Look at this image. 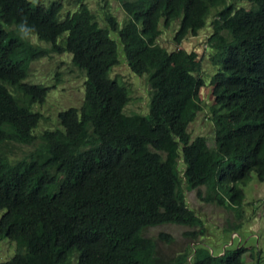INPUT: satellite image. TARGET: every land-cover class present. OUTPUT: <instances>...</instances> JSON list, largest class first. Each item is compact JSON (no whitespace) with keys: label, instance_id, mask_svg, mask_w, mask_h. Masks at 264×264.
I'll list each match as a JSON object with an SVG mask.
<instances>
[{"label":"trees","instance_id":"obj_1","mask_svg":"<svg viewBox=\"0 0 264 264\" xmlns=\"http://www.w3.org/2000/svg\"><path fill=\"white\" fill-rule=\"evenodd\" d=\"M119 1L128 23H119L107 8L102 13L110 29L96 25L93 30L98 22L82 0L65 14L60 0H0V240L21 247L13 261L0 264H246L244 248L226 249L219 256L200 241L191 246L190 259L185 251L166 261L144 231L168 223L200 228L199 216L186 206L184 188L209 187L208 199L239 205L251 174L264 180V0H242L251 5L248 10L233 5L234 0ZM21 19L32 26V36L50 46L21 40L16 32ZM175 20L176 43L210 26L206 42L216 67L206 80L197 75L196 52L177 48L171 53L156 42L160 22L167 28ZM63 31L66 38L61 39ZM114 32L131 73L146 77V114L124 110L130 89L111 74L120 56ZM83 40L98 44L84 46ZM53 48L70 53L71 63L84 72L83 99L79 107L53 116L49 129L36 132L38 117L45 113L35 110V103L48 92L41 82L22 81L31 64ZM206 84L213 89L208 117L214 124V146L204 135L192 138L188 132L201 110L198 92ZM10 141L29 146L38 141L40 147L14 160ZM226 150L229 160L218 155ZM220 159L230 164L210 176L220 169ZM28 177L36 188L23 187ZM56 204L58 209L47 216L45 210ZM191 232L190 238L196 231Z\"/></svg>","mask_w":264,"mask_h":264},{"label":"rangeland","instance_id":"obj_2","mask_svg":"<svg viewBox=\"0 0 264 264\" xmlns=\"http://www.w3.org/2000/svg\"><path fill=\"white\" fill-rule=\"evenodd\" d=\"M31 1L48 2L49 0ZM60 1H62L63 4V14L74 11L78 6V0ZM82 1L88 5L90 11L95 15L96 22L99 21L100 24H102V20H105V15L102 13V10L107 8L108 11L115 16L119 23L127 19V14L123 10L119 0H106L109 4L106 8H103L105 0ZM241 1L242 0L237 1L236 6L246 8L251 7L249 3ZM211 17L212 15L207 17V23H210ZM178 23L179 21L175 20L172 22V29V24L166 29L161 22V36L158 37L159 40L157 39V42L162 46H166L165 48L168 50L183 48L187 51L196 52L199 59L198 61L201 65V70L197 72V75L203 80H206L209 76H211L216 67L211 64L209 59V55L214 53V51L208 47L206 42L207 36L211 33V28L207 24L198 32V35H188L180 44H177L172 34H174L177 29ZM94 28L92 29L94 30ZM113 37L117 38L115 35ZM29 40L40 46V42L37 41L35 36H30ZM108 42L109 41H106V44ZM117 43L119 48L124 47L120 44L119 40ZM45 46L49 47L50 44H45L44 47ZM49 53L54 54L55 52L50 51ZM38 59L40 60L35 61L31 64V67L28 68V77L22 81L23 83L31 85H39V82H41L46 87L48 92L44 99L36 101L35 103V110H38L39 112L42 111V114L45 113L43 117L41 115L38 117L35 129L36 132L43 131L46 128L49 129L50 126L53 125V121L51 120L53 116L57 117V114L67 111V108L69 107L80 106L83 99L85 80L84 72L72 65L71 58H69L67 54L60 55L55 53L54 55H47ZM118 66L112 68L111 74L117 76L122 82L125 81L124 83L127 84L130 89V101L124 109L125 112H138L146 114L148 112V90H146V88H148V84L146 77L137 76L136 74L131 73L124 61L121 62L119 60ZM117 73H119L120 76ZM56 76L59 77V80L56 79ZM7 86L12 87L11 85ZM198 93L201 110L196 114L194 120L188 125V132L191 137L204 135L207 138L208 144L210 146H214V124L208 117L210 106L213 102L211 85L206 84L199 90ZM16 97L18 98V96ZM54 123L57 124V121ZM35 142L33 146H29L10 141L8 144L13 147L12 158L14 160H21L22 158L30 155L32 150L37 147ZM4 153L7 157L11 156L10 152L4 151ZM242 188L244 197L242 199L243 202L240 206L239 212L231 209L230 207L220 204L218 205V203L215 204L209 201V196L206 194L207 191L205 187H201L199 189L198 196L196 195L197 190L186 193L187 205L191 208V210L193 209L196 213L200 214L202 219L205 220L203 222L205 232L199 233V238L196 240H204L205 245H207L206 247H208L214 254H222V252L226 249L232 250L242 247L244 248L243 256L245 257V260H254L253 262H247L246 264H264V180H259L255 173H252L249 181L243 185ZM205 199H208V201ZM50 212H52L51 209ZM235 212L240 215V218L235 215ZM2 215L3 214H1L0 211L1 222ZM46 215L52 216V214ZM43 216L44 214H41L37 217V219L41 221ZM227 219L231 220L227 221ZM149 228L150 229L145 230V235L155 239L154 244L156 254L164 256V260L168 261L171 260V258L182 255L185 251H187V249L192 253L189 245H194L196 241H191V243H189L190 239L188 237L186 238L185 231L189 229L188 227L165 224ZM195 229L198 231L200 228L196 227ZM147 230H149V232ZM161 234L168 235L170 238L166 239L162 237ZM1 241L3 243H0V262L13 261L21 247H15L17 244L13 246V242L8 238H6V240H0V242ZM188 255L187 259L191 257V254L188 253ZM72 264H74V262Z\"/></svg>","mask_w":264,"mask_h":264},{"label":"bare ground","instance_id":"obj_3","mask_svg":"<svg viewBox=\"0 0 264 264\" xmlns=\"http://www.w3.org/2000/svg\"><path fill=\"white\" fill-rule=\"evenodd\" d=\"M38 1V0H37ZM45 1V0H44ZM239 1V0H238ZM39 2H42V1H38V3ZM50 2V0L48 1V2H44V4L45 3H49ZM36 3V2H35ZM107 3V2H106ZM137 3V2H136ZM236 3H237V1L235 2V0L233 1V5L235 4L236 5ZM62 4V3H61ZM46 5H48V4H46ZM63 5V4H62ZM104 6H105V1H104V5H103V8H104ZM109 5H107L106 7H108ZM136 9V8H135ZM215 9V8H214ZM251 9V8H250ZM124 10V9H123ZM247 10H248V8H247ZM252 11V10H251ZM53 13V12H52ZM111 13V12H110ZM56 16V15H55ZM114 16V15H113ZM139 16H142V15H138V17ZM56 18V17H55ZM127 19H128V16H127ZM127 19L126 20H124L123 22H126V23H128V21H127ZM130 20V19H129ZM63 21V20H62ZM73 23V22H72ZM94 23V22H93ZM161 23V22H160ZM163 23V22H162ZM99 24V25H98ZM98 24H97V26H100L101 28H105L106 27V29H110V27H108V23H105L104 22V20H102V24H100V22L98 21ZM171 25V24H170ZM96 26V23L94 24V26L92 27V28H94ZM164 26V25H163ZM172 26L173 25H171V29H172ZM134 27V26H133ZM169 27V26H168ZM167 27V28H168ZM178 27L179 26H177V29H178ZM95 28H97V27H95ZM166 28V29H167ZM134 29V28H133ZM176 29V30H177ZM135 30V29H134ZM175 30V31H176ZM224 30V29H223ZM133 31V30H132ZM220 31V30H219ZM226 31V30H225ZM169 33V32H168ZM173 33V32H172ZM224 33V32H223ZM58 34H60L61 35V39L62 38H66V33H65V31H63V32H59ZM89 34V33H88ZM161 34V33H160ZM70 35H72L73 36V34H68V37L70 36ZM116 36L117 38H115V39H117V41H118V38H119V34H118V32H114V33H111V36L113 37V36ZM159 35V34H158ZM32 36V35H31ZM161 36V35H160ZM172 36H174V34H172ZM38 37V36H37ZM71 37V36H70ZM106 37V36H105ZM110 38V37H109ZM157 38V37H156ZM172 38V37H171ZM30 39V38H29ZM75 39H76V37H75ZM66 39H63L62 40V42L64 43V41H65ZM106 40V39H105ZM159 40V39H158ZM158 40H156V42L158 41ZM171 40V39H170ZM38 41V40H37ZM59 41V40H58ZM39 42H40V47H44V45L45 44H50V43H48V41L47 42H45L44 40H39ZM89 42V43H88ZM94 42V40H92V41H86V40H83V43H84V46H88V44H90V46L91 45H93V46H97V44H95V43H93ZM103 42V41H102ZM54 43H57V42H54ZM59 43H60V41H59ZM62 43V44H63ZM72 43H73V40H72ZM105 43V42H104ZM158 43V42H157ZM61 44V45H62ZM177 44H180V43H177ZM55 45V44H54ZM53 45V47H55V46H57V45H55L54 46ZM64 45H66V41H65V44ZM64 45H63V47H64ZM90 46H88V47H90ZM164 46V45H163ZM103 47V46H102ZM114 47L116 48V50H117V53H118V55L120 54V56H119V60L122 62V61H124L126 64H127V62L125 61V51H123L124 50V47L123 48H119L118 47V45L117 44H115L114 45ZM160 47V46H159ZM166 46H164V48H165ZM180 47V46H179ZM61 48V47H60ZM73 53H74V50L73 49H71L70 47H68ZM86 48V47H85ZM162 48V47H161ZM68 49V50H69ZM87 49V48H86ZM85 49V50H86ZM89 49H91V48H89ZM94 49V48H93ZM55 49L53 48V50H52V52H55L56 54H60V55H62V54H67L68 56H69V58H71L72 56H71V54L70 53H68V52H66V51H62V52H59V51H54ZM65 50H66V48H65ZM165 50H166V48H165ZM168 50V49H167ZM86 51H88V49L86 50ZM170 50H168L167 52H169ZM40 52V51H39ZM172 52H175V49H172V51H171V53ZM187 52H189V51H187ZM54 53V54H55ZM91 53V52H90ZM53 53H50V55H54ZM42 55V54H41ZM81 55H83V54H81ZM81 55H80V57H81ZM47 56V55H46ZM84 56V55H83ZM39 57V56H38ZM43 57H45V56H41L40 58H43ZM114 57V56H113ZM62 58V57H61ZM74 58V57H73ZM72 58V59H73ZM76 58V57H75ZM82 58V57H81ZM37 59V57L35 58V60ZM96 60H97V57H96ZM102 60V59H101ZM130 60V59H129ZM98 61V60H97ZM100 61V60H99ZM106 62V61H105ZM105 64H107V62L105 63ZM114 64V63H113ZM73 65V64H72ZM108 65V64H107ZM120 65V64H119ZM131 65V64H130ZM109 66V65H108ZM118 66V64H116L115 66H114V68L115 67H117ZM127 66H128V64H127ZM31 67V66H30ZM107 67V66H106ZM119 67V66H118ZM70 68V67H69ZM77 69H79L78 67H76ZM131 69L129 68V71H130ZM116 74V73H115ZM118 75H119V73H117ZM110 76H111V74H110ZM120 76V75H119ZM141 76V75H140ZM55 77V76H54ZM53 77V78H54ZM104 77V76H103ZM230 78V77H229ZM56 79L57 80H59V77H57L56 76ZM55 79V80H56ZM205 79V78H204ZM107 80V79H106ZM211 80V79H210ZM87 81V80H86ZM154 81V80H153ZM90 82V81H89ZM107 82V81H106ZM125 82V81H124ZM120 83V82H119ZM184 83V82H183ZM210 83V82H209ZM159 84H161V83H159ZM117 85V84H116ZM184 85V84H183ZM210 85V84H209ZM102 86V85H101ZM110 86V85H109ZM163 86V85H162ZM87 87V86H86ZM103 87H104V85H103ZM106 87V86H105ZM120 87V86H119ZM165 87V86H164ZM203 87V86H202ZM199 89H200V87H198ZM82 89H83V87H82ZM163 88L161 87V90H162ZM212 89V88H211ZM151 91V90H150ZM164 91V90H163ZM212 91H213V89H212ZM122 92V91H121ZM129 92V91H128ZM152 92H154V91H152ZM120 96V95H119ZM124 96V95H123ZM154 96V95H153ZM148 97V96H147ZM150 98V97H149ZM155 98V97H154ZM119 99V98H118ZM122 100H124V98L122 99ZM198 101V100H197ZM96 113H97V111H96ZM98 114H99V112H98ZM114 115V114H113ZM116 115V114H115ZM121 116V115H120ZM211 118V117H210ZM213 119H216V118H213ZM212 121V120H211ZM94 124V123H93ZM109 124V123H108ZM216 124H218V123H216ZM220 125V124H219ZM56 126H57V124H54V127H52V129H54V128H56ZM172 126V125H171ZM110 128V127H109ZM111 130H113V129H111ZM91 132V131H90ZM190 134V133H189ZM197 136H202V135H197ZM89 137V136H88ZM130 137V136H129ZM140 138V137H139ZM192 138H194V137H192ZM195 138H196V136H195ZM202 138V137H201ZM131 139V138H130ZM133 139V138H132ZM128 140V139H127ZM134 140V139H133ZM119 141V140H118ZM141 141V140H140ZM130 142V141H129ZM134 142V141H133ZM30 143V142H29ZM107 143V142H106ZM110 143V142H109ZM119 143V142H118ZM131 143V142H130ZM35 144H36V148H39L40 147V142H38V141H36L35 142ZM112 144V143H111ZM155 145V144H154ZM119 146V145H118ZM138 147V146H137ZM210 147V146H209ZM81 148V147H80ZM212 148V147H211ZM84 149V148H83ZM128 149V148H127ZM146 149V148H145ZM221 149V148H220ZM114 150V149H113ZM129 150V149H128ZM154 151V150H153ZM230 150H226V153H223V154H218V155H220V157L222 156L223 158H225V159H228L229 160V158H230V156H231V153L229 152ZM113 152V151H112ZM116 152V151H115ZM225 152V151H224ZM84 153V152H83ZM160 155V154H159ZM131 156V155H130ZM219 158V157H218ZM223 160H218L217 161V165H218V167L220 168L219 170L218 169H213L214 171V174H211L210 172V176H212L213 175V177L216 175V173L217 174H221L222 172L221 171H223L222 169H225L230 163H228L227 162V160L225 161V162H222ZM211 167H212V165H211ZM211 170V169H210ZM209 170V171H210ZM216 170H218V171H216ZM212 172V171H211ZM216 172V173H215ZM3 175H5V174H3ZM3 175H1L2 177H3ZM18 176V175H17ZM187 176H189V175H187ZM194 176V175H193ZM196 176V175H195ZM227 176V175H226ZM178 177V176H177ZM213 177H211L212 179H213ZM217 177V176H216ZM215 177V178H216ZM224 177V176H223ZM222 179V178H221ZM220 179V180H221ZM2 180V178L0 179V181ZM27 182L28 183H26V184H24V188H31V189H34V188H36L35 186H34V182L28 177L27 178ZM214 180V179H213ZM212 180V182H213V185L211 184V188H212V186H214V181ZM8 181V180H7ZM39 181V180H38ZM37 181V182H38ZM187 181V180H186ZM189 181V180H188ZM187 181V182H188ZM226 181V180H225ZM193 182V181H192ZM198 182V181H197ZM224 182V181H223ZM191 183V182H190ZM218 183V182H217ZM216 183V184H217ZM220 183V182H219ZM174 183H172V185H173ZM209 184V183H208ZM224 184V183H223ZM171 185V186H172ZM193 185H195V183L193 184ZM225 185V184H224ZM233 185H235L234 183H230V186H233ZM219 186H221V185H219ZM170 187V186H169ZM23 188V189H24ZM173 188V187H172ZM210 188V189H211ZM218 188V187H217ZM22 189V190H23ZM208 189V191L206 192V194L208 195L209 194V187L207 188ZM214 189V188H213ZM222 189V188H221ZM169 190H171V189H169ZM196 190V189H195ZM25 191V190H24ZM52 191V190H51ZM144 191V190H143ZM190 191H193L192 189H183V193L186 195V193L187 192H190ZM215 191V190H214ZM213 191V192H214ZM221 191V190H220ZM165 192V191H164ZM168 192V191H167ZM170 192V191H169ZM223 192V191H222ZM27 193V192H26ZM33 193V192H32ZM224 193V192H223ZM25 194V193H24ZM29 194V193H28ZM135 194V193H134ZM231 194V193H230ZM23 195V194H22ZM35 195V194H34ZM197 196L199 195V190H197V194H196ZM201 195V194H200ZM217 195V194H216ZM216 195H215V197H216ZM33 196V195H32ZM40 196V195H39ZM99 195H97V197H98ZM202 196V195H201ZM220 196V195H219ZM218 196V197H219ZM225 196V195H224ZM30 197V196H29ZM54 197V196H53ZM26 198V197H25ZM208 198V197H207ZM220 198V197H219ZM218 198V199H219ZM226 198L227 199H229V197L228 196H226ZM97 199V198H96ZM101 199V198H100ZM99 199V200H100ZM126 199H127V197H126ZM143 199V198H142ZM95 200V199H94ZM104 200V199H103ZM106 200H107V198H106ZM115 200V199H114ZM186 200V199H185ZM206 201H208V199H205ZM214 199H209V201H211V202H213V203H215V204H217L215 201H213ZM74 201V200H73ZM217 201V200H216ZM106 202V201H105ZM165 202V201H164ZM220 203L222 202V201H219ZM49 203V202H48ZM116 203V202H115ZM75 204H77V202H74V204H73V206H75ZM163 204V203H162ZM241 204H242V202L238 205H236V204H234L233 202H232V200L231 199H229V200H227V201H225V203L224 204H221V205H223V206H227V207H230L231 209H233V210H236L237 208H239L240 206H241ZM120 205H121V203H120ZM126 205V204H125ZM186 205V204H185ZM219 205V204H218ZM230 205V206H229ZM52 206V205H51ZM54 206V205H53ZM110 206V205H109ZM117 206H118V204H117ZM167 206V205H166ZM170 206V205H169ZM168 206V207H169ZM186 206H188V205H186ZM47 207V206H46ZM105 207V206H104ZM175 207V206H174ZM189 207V206H188ZM237 207V208H236ZM62 208V207H61ZM126 208V207H125ZM124 208V209H125ZM187 208V207H186ZM50 209L53 211L54 209H58V204H56V206L55 207H50ZM49 208H48V210H50ZM109 209V208H108ZM169 209V208H168ZM172 209V208H171ZM191 209V208H190ZM48 210H45V212L47 213V214H52L51 212L49 213L48 212ZM86 210V209H85ZM125 211H128V210H126L125 209ZM172 211V210H171ZM171 211H170V213H171ZM105 212V211H104ZM108 212V211H107ZM162 212V211H161ZM193 212H195L196 213V211L195 210H191V212L190 213H192L193 214ZM109 213V212H108ZM120 213V212H119ZM104 214V213H103ZM121 214V213H120ZM173 214H175V212H174V210H173ZM179 214V213H178ZM124 215L126 216V214L124 213ZM196 215H198L199 216V219L198 220H200V222L202 221V223L205 221L204 219H202V217L200 216V214H198V213H196ZM235 215L238 217V218H240V215L239 214H236V212H235ZM108 216V215H107ZM106 216V217H107ZM113 216V215H112ZM170 216V215H169ZM169 216H167L168 218H169ZM173 216V215H172ZM101 217V216H100ZM103 217V216H102ZM196 217V216H195ZM97 218V217H96ZM109 218H110V215H109ZM120 218V217H119ZM88 219V218H87ZM101 219V218H100ZM163 219V218H162ZM195 219V218H194ZM237 219V218H236ZM75 220V219H74ZM103 220H104V218H103ZM117 220V219H116ZM229 220H231V219H227V221H229ZM193 221V220H192ZM226 221V222H227ZM74 222V221H73ZM199 222V223H200ZM108 223V222H107ZM206 223V222H205ZM246 223V222H245ZM162 224H164V223H162ZM168 224H173V225H180V224H175V223H168ZM230 224H231V222H230ZM230 224H229V226H230ZM154 226H156V225H154ZM182 226H186V225H184V224H182ZM190 226V225H189ZM198 225H196V226H193L194 228H189L188 230H186L185 231V236H186V238L188 237L189 239H190V242L189 243H191V241H200L199 243H198V245H202L203 247H205L206 249H208L206 246L207 245H205V243H204V240H196L197 238H199L198 237V234L199 233H204L205 231H204V228H205V226L202 224H200V229L197 231V229H195L196 227H197ZM232 226V225H231ZM151 227H153V226H151ZM187 227V226H186ZM228 227V226H227ZM237 227V226H236ZM229 228V227H228ZM146 229H150L149 227L148 228H146ZM193 229H194V231H196L195 232V235L194 236H191V238H190V235L192 234V232L191 231H193ZM71 230V229H70ZM144 230H145V228H144ZM246 230V229H245ZM148 232H149V230H147ZM147 231H146V233H147ZM204 231V232H203ZM145 232V231H144ZM106 233V232H105ZM60 234H62V233H60ZM227 234V233H226ZM80 235V234H79ZM204 235V234H203ZM63 237V236H62ZM185 238V239H186ZM233 238V237H232ZM59 239H60V237H59ZM227 239V238H226ZM61 240H63V239H61ZM153 241H155V239L153 240ZM196 242L194 243V244H196ZM76 246V245H75ZM193 246V245H192ZM189 248L192 250V252H193V249L191 248V246L189 245ZM198 248V247H197ZM196 248V249H197ZM200 248V247H199ZM211 248V247H210ZM77 249V248H76ZM212 249V248H211ZM210 250V249H209ZM154 251V250H153ZM187 252L189 253V254H191V252H190V250H188L187 249ZM210 252L211 253H213L211 250H210ZM226 252V251H225ZM229 252V251H228ZM227 253V252H226ZM243 254V253H242ZM192 255V254H191ZM219 256H222L221 254H218ZM223 255H225V254H223ZM195 256V255H194ZM242 256V255H241ZM243 257V256H242ZM190 259V258H189ZM118 261H119V259H118ZM246 262H253L254 260H245Z\"/></svg>","mask_w":264,"mask_h":264},{"label":"clouds","instance_id":"obj_4","mask_svg":"<svg viewBox=\"0 0 264 264\" xmlns=\"http://www.w3.org/2000/svg\"><path fill=\"white\" fill-rule=\"evenodd\" d=\"M17 36L21 40H27L30 38L33 28L29 25L24 19H21L19 23L16 25Z\"/></svg>","mask_w":264,"mask_h":264}]
</instances>
